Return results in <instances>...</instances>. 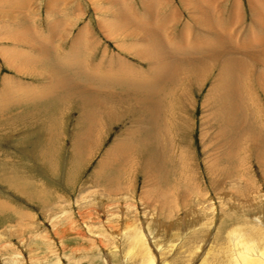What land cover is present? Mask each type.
I'll return each mask as SVG.
<instances>
[{
    "label": "bare ground",
    "instance_id": "bare-ground-1",
    "mask_svg": "<svg viewBox=\"0 0 264 264\" xmlns=\"http://www.w3.org/2000/svg\"><path fill=\"white\" fill-rule=\"evenodd\" d=\"M88 1L98 2L102 8H105L102 10L95 7L99 16L97 27L106 39L116 42L120 52L117 53L116 60L113 57L108 58L107 55L112 53L108 48L103 49V53L100 52V35L95 36L90 25H85L79 30L75 29L74 32L73 25L77 24V20L66 18L65 15L68 13L65 10L61 14L60 11L56 14L53 11L55 4L51 3L53 0H48V3L43 5L48 11L46 18L48 22L44 21L48 31L42 30V35L39 34L41 30L35 28L36 25L38 26L37 23L33 28L27 26L29 14L26 15L28 11L24 9L23 2H6L7 6H12L16 11L5 13L2 10L0 18L8 17L15 20L14 23L21 30L15 27L12 31L3 34V39L12 42L11 51L6 55L1 53L3 63L15 74L4 76L0 85V114L4 118L8 119L13 114V108L19 109L21 105L24 106L21 102L49 99V103L58 101L65 107L75 104L82 118L85 119L83 121L86 122L87 119V123H84L86 130L75 137L77 142H82L81 144L86 146V149H79L76 152L80 156L88 157L89 152L100 148L101 136L105 128L102 113L118 105L134 104L132 107L142 115L141 121L132 122L128 126L123 138L124 143L114 145V148L103 157L95 176L103 178L102 181L106 185L113 186L116 183L121 184L124 179L128 184L133 182L134 185L135 174L142 175L145 178L142 182V199L147 192L154 191V188L164 190L167 196L171 189L175 187L179 189L180 186L184 188L181 191L183 196L188 198L195 194L193 202L197 208L203 206L204 209V203L208 200V193L211 190L202 193L196 172L192 170L190 173L184 170L185 168L187 171L191 170L189 165L194 161L185 146L179 145L178 148L175 136L177 134V137L187 140V132L192 125L188 115L193 93L202 89L205 84L203 82L212 76L214 82L209 88L204 103L202 102L204 115L201 117L202 135L206 137L209 133L211 137V146L206 145L207 150L211 149V151L205 158L208 170L206 172L211 177V179L208 177L211 181L210 187L216 190L215 193H222L221 186L224 185L221 183L225 178L237 180L233 173L238 174L239 171L234 172L232 168L237 161L248 158L250 153L242 154L246 149L243 145L254 151V154H251L254 163L261 170L264 169V113L262 112L264 108L260 105L264 101V0H247L246 7L242 0H179L180 5L177 6L172 5V0ZM134 1L139 5L137 8L144 11L146 16L144 15L143 19L146 24L135 19ZM4 2L2 7H6ZM72 2L68 1L67 5ZM170 5L174 10L165 12L167 15L163 16V20L166 25L160 26L159 22L162 18L160 14ZM69 11L75 19L81 13L79 7L75 8L72 5L69 6ZM30 12L33 16L36 14ZM249 12L250 17L247 14ZM34 17L32 18L35 21H39L37 16ZM246 17L250 19L249 23L244 22ZM185 18L189 19L187 32L183 34L181 41L171 42L170 38ZM21 25L24 26L23 29ZM71 29L72 31L69 32ZM73 32L69 50L63 51L64 41H61ZM165 35L167 39L163 45L161 41ZM183 41L186 43L183 44ZM24 46L36 54H30L26 49L19 48ZM56 51H63L67 55L64 59L58 60ZM95 51L100 52L99 61H95L97 56ZM124 54L130 56L133 61L140 62L141 65L143 61L147 62L148 68L145 67L146 70L143 69L144 71L139 73L135 68L138 65L126 59ZM54 58L60 63L56 64ZM37 59H43L44 69H35ZM108 65L112 69L119 70L113 71ZM123 68L128 71H121L120 69ZM18 75L40 78L44 81L42 82L44 86L41 85L42 88L34 86L36 91L32 94H23L26 87H31L32 81L29 84H22L17 80ZM193 84L199 85L193 90L190 86ZM117 89L125 91L117 92ZM69 102L71 104H68ZM17 114L15 116L19 118ZM20 117L22 118L23 115ZM10 118L12 120L14 116ZM166 120L172 123L171 129L165 125ZM205 124L208 125L209 131L205 129ZM216 126L217 128L213 129ZM142 134L146 136L139 137ZM133 160L136 167L131 166ZM224 160L230 164L222 166L220 162ZM197 174L204 179L203 172L197 171ZM194 186H197L195 191ZM113 191L116 193L115 190ZM164 191L161 194H164ZM112 192H107L106 195H112ZM133 192H136L135 187H132L131 196L135 194ZM145 199L148 200L147 197ZM224 206L225 203H222L221 209ZM86 214H90V211L82 213L84 216ZM255 218H253L254 227L258 232L250 233L254 240L246 238L248 236L246 232L231 228L221 251L218 252L211 245L210 248L207 246L208 249L205 248L204 251L206 254L199 260V264H224V262L225 264H264V223L258 222ZM208 224L211 223L208 221ZM123 236L119 238L126 240L128 237ZM129 240L131 244L127 254L130 257L133 253L138 254L144 264H156L157 259L162 257L163 248L152 247L149 235L133 232L131 235L129 233ZM200 241L202 243V240ZM199 249H201L200 245L193 252V257ZM218 253L224 257L221 262L216 257Z\"/></svg>",
    "mask_w": 264,
    "mask_h": 264
},
{
    "label": "rangeland",
    "instance_id": "rangeland-1",
    "mask_svg": "<svg viewBox=\"0 0 264 264\" xmlns=\"http://www.w3.org/2000/svg\"><path fill=\"white\" fill-rule=\"evenodd\" d=\"M3 1H5L4 4L6 2H23L24 9L28 11L26 15L29 14L27 16L29 23L26 21L27 26L33 28L37 23L38 26L36 25L35 28L41 30H39L40 35H42V30L48 31L44 24V21L48 22L46 19L48 11L43 6L48 3V0H0V12L4 10L5 13H10L16 10L7 4L6 7H2ZM68 1H73L70 5L81 9L80 16L76 19L70 14ZM172 1V5H180L179 0ZM242 2L246 7L247 0H242ZM51 3L55 4L53 11L56 14L59 11L61 14L65 10L68 13L65 15L66 18L77 20V24L73 25L74 32L75 29L79 30L85 25H90V29L94 30V35H100V52L103 53V49L108 48L112 52L107 55L108 58L117 59V53L120 54V52H118L116 42L106 39L97 27V17L99 16L95 7L105 9L98 2L53 0ZM133 4L136 5L135 19L146 24L143 19L144 11L137 8L139 5L135 1ZM170 6L160 14L162 17L159 22L160 26L166 25L163 16L167 15L168 10L170 12L174 10V7ZM108 9L111 12L110 5ZM243 10H245L244 7ZM30 11L36 13L34 16H37L39 21L36 20V22L32 18L34 16ZM247 14L250 17V12ZM188 20L185 18L181 21L170 38L171 42L176 43L177 40H182L183 34L187 32ZM14 21L8 17L0 18V22H2L0 23V85L4 76L15 75L3 63L1 55V53L6 55L11 51L12 42L3 39V34L18 27ZM244 22L249 23L250 19L246 17ZM31 23L32 25H30ZM23 27L21 25L22 29ZM74 32L61 41H64L63 51L69 50ZM69 36L70 38H68ZM166 37V35L165 38L162 37L163 45ZM185 43L183 41V44ZM25 47L19 48L26 49L30 54H36ZM63 51L55 52L58 60L66 57L67 54ZM100 52L97 53L95 61H99ZM123 56L132 60L128 55L124 54ZM57 59L54 58V61L59 64ZM148 60L151 59L148 58ZM44 64L43 59H37L35 69H44V67L42 68ZM135 64L138 65L135 68L139 73L148 68L147 62L144 61L142 65L140 62H135ZM108 66L112 69L110 65ZM120 70L128 71L126 68ZM79 76L81 77V75ZM17 78L22 84H29L32 81L31 87H26L23 94H32L33 91H36L34 86L42 88L41 85L44 83L42 79L32 75H18ZM212 82L214 81L211 76L203 82L205 84L202 89L195 90L196 92L193 93L188 115L192 125L187 132V140L177 137V134L175 136L178 148L182 145L185 146L194 161L192 165H189L191 170L183 169L190 173L192 170L196 172L202 186V193L211 190L208 193V200L204 203V209L203 206L197 208L193 202L195 194H192V197L189 196V199L183 196L181 191L184 188L180 186H178L179 189L176 187L171 189L167 196L164 190L154 188V191L147 192L142 199V182L145 181L142 175L135 174L136 183L134 182V185L133 182H130L129 185L124 179L121 184L116 183L113 186L106 185L102 181L103 178L95 176V172L99 168L98 164L103 160V157L114 148V145L124 143L123 138L128 126L132 122L141 121L142 115L132 107L134 104L131 106L118 105L106 113H102L105 128L101 136L100 148L89 152L88 157L80 156L77 153L79 149H86V146L81 144L82 142H77L76 138L86 130L84 123H87V119L86 122L83 121L85 119L82 118V114L75 104L65 107L58 101L49 103V99H45V101L33 100L29 103L21 102L24 106L21 105L19 109L13 108V114L8 119L0 114V264H144L142 257L138 254L133 253L132 257L127 254L131 244L129 233L131 235L133 232L149 235L152 247L163 248L162 257L157 259L156 264H199V260L206 254L204 253L205 248L208 249L209 245L216 248L218 252L221 251L222 244L227 239L231 228L246 232L248 235L246 238L252 240L253 237L250 233L258 232L254 227L253 218L256 217L255 220L264 223V169L261 170L254 163V158L251 155L254 154V151L243 145L246 149L242 154L250 153L248 158L237 161L232 168L234 172L239 171L238 174L233 173L238 181L225 178L221 183L225 187L224 189L221 186L222 193H215L216 190H212L210 187L211 177L207 173L205 158L211 151V149L207 150V146H211V137L209 133L203 137L201 117L204 115L203 101ZM199 84L190 85L191 89L194 90ZM120 91L125 90L117 89V92ZM29 104L30 106H28ZM254 105L257 106L256 103ZM260 105L264 108V101ZM164 107L166 108L165 105ZM18 111L20 112L17 114ZM262 112L264 113V111ZM20 114L23 115L22 118ZM10 117L13 119L11 120ZM183 118L185 119L184 115ZM165 125L168 129L172 127L169 120L165 121ZM216 128L217 126L213 129ZM205 129L209 131L207 124H205ZM210 133L213 134V132ZM144 136L146 135H139L141 138ZM235 149L237 148L235 147ZM89 156L92 157L89 158ZM85 158L87 159L85 160ZM183 161L187 162L184 159ZM220 163L222 166L230 164L226 160ZM134 164L133 160L131 166L136 167ZM197 171L204 173V179L198 175L199 173L197 174ZM192 174L194 173L192 172ZM175 183L177 184V181ZM132 187L136 188L133 196H131ZM196 188L197 186H194V191ZM113 190L116 193H113ZM162 191L164 194H161ZM107 192H112V195H106ZM146 197L148 200L145 199ZM222 203H225V206L221 209ZM85 211H90V214L82 215V213H86ZM213 217L215 220L212 219ZM208 221L211 224H208ZM123 235L128 236L126 237L128 241L119 238ZM199 245L201 249L193 257V252ZM208 256L212 258L211 255ZM216 257L220 262L224 260L221 253H218Z\"/></svg>",
    "mask_w": 264,
    "mask_h": 264
}]
</instances>
